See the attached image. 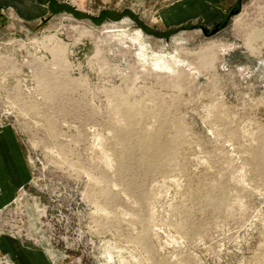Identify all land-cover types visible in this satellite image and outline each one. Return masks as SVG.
<instances>
[{
    "label": "rangeland",
    "instance_id": "1",
    "mask_svg": "<svg viewBox=\"0 0 264 264\" xmlns=\"http://www.w3.org/2000/svg\"><path fill=\"white\" fill-rule=\"evenodd\" d=\"M30 1L0 4V130L30 169L0 238L51 264H264V0Z\"/></svg>",
    "mask_w": 264,
    "mask_h": 264
},
{
    "label": "crops",
    "instance_id": "2",
    "mask_svg": "<svg viewBox=\"0 0 264 264\" xmlns=\"http://www.w3.org/2000/svg\"><path fill=\"white\" fill-rule=\"evenodd\" d=\"M3 4L19 5V12L27 19L38 18L44 13L43 7L30 0H3ZM29 179L30 169L24 148L14 129L6 126L0 130V203L11 201L16 191ZM0 246L4 252L12 255L16 264H51L43 249L27 246L11 237H1Z\"/></svg>",
    "mask_w": 264,
    "mask_h": 264
},
{
    "label": "built area",
    "instance_id": "3",
    "mask_svg": "<svg viewBox=\"0 0 264 264\" xmlns=\"http://www.w3.org/2000/svg\"><path fill=\"white\" fill-rule=\"evenodd\" d=\"M0 126H2L1 122H0ZM68 257H69V255H66L65 258L63 259V261L59 264H69Z\"/></svg>",
    "mask_w": 264,
    "mask_h": 264
},
{
    "label": "water",
    "instance_id": "4",
    "mask_svg": "<svg viewBox=\"0 0 264 264\" xmlns=\"http://www.w3.org/2000/svg\"><path fill=\"white\" fill-rule=\"evenodd\" d=\"M234 13H237V11H233V12H231V14H229V15L227 16V18L229 19V18L231 17V15L234 14ZM226 23H227V22H224V23H223V26H225ZM215 31H216V30H214V32H215Z\"/></svg>",
    "mask_w": 264,
    "mask_h": 264
},
{
    "label": "trees",
    "instance_id": "5",
    "mask_svg": "<svg viewBox=\"0 0 264 264\" xmlns=\"http://www.w3.org/2000/svg\"><path fill=\"white\" fill-rule=\"evenodd\" d=\"M103 12H104L103 14H105V11H103ZM219 26H220V23L217 24L215 27H219ZM203 29H204L205 32H209V30L206 27H203Z\"/></svg>",
    "mask_w": 264,
    "mask_h": 264
}]
</instances>
